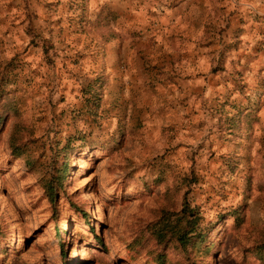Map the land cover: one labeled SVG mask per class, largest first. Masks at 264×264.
Instances as JSON below:
<instances>
[{"label": "rangeland", "instance_id": "rangeland-1", "mask_svg": "<svg viewBox=\"0 0 264 264\" xmlns=\"http://www.w3.org/2000/svg\"><path fill=\"white\" fill-rule=\"evenodd\" d=\"M210 1L194 47L211 54V81L141 94L86 70L110 53L83 38L110 34L111 20L91 28L84 1L0 0V79L14 61L17 77L3 81L20 89L0 132V264H264V0ZM156 31L141 63L166 76L179 59ZM16 124L22 158L9 145ZM66 161L52 199L44 183ZM185 193L208 251L152 238L162 207L180 210Z\"/></svg>", "mask_w": 264, "mask_h": 264}, {"label": "crops", "instance_id": "crops-1", "mask_svg": "<svg viewBox=\"0 0 264 264\" xmlns=\"http://www.w3.org/2000/svg\"><path fill=\"white\" fill-rule=\"evenodd\" d=\"M82 1L86 3L87 20L91 28H96L99 20L109 18L111 20L109 28L115 29L114 32L109 29L110 34L107 35L84 36L83 39L87 37L89 41L96 36L98 41L107 43L110 53L106 60L104 55L90 57L89 60H93V64L86 70L106 69L112 80L115 78V82L124 85L126 92L141 94L150 91L159 93L166 86L170 91L178 94L181 92L190 94L197 92L199 87L211 81L212 74L207 68L205 69L207 65L208 68L211 66V54L205 50V47L204 49L194 47L197 42L194 37L198 30L196 28L206 27L203 18L206 9L211 6L210 0ZM161 11L167 13H160ZM104 12H109L108 16H103ZM161 14H163L162 18H160ZM159 20L165 28L162 31L155 29L157 28L155 22ZM244 24L242 21L241 27H244ZM175 30L177 35L173 33ZM154 31H156L157 48L173 55V59H179L178 70H167L166 76L159 70H145L141 63L142 55L146 52L142 44L154 34ZM178 32L182 34L179 35ZM159 55L158 53L157 56ZM121 64L123 65L120 66ZM142 98L139 97L138 101Z\"/></svg>", "mask_w": 264, "mask_h": 264}, {"label": "trees", "instance_id": "trees-1", "mask_svg": "<svg viewBox=\"0 0 264 264\" xmlns=\"http://www.w3.org/2000/svg\"><path fill=\"white\" fill-rule=\"evenodd\" d=\"M17 67L18 66H16L13 61L12 70L5 72L3 78L0 79V132L8 118V114L11 111L14 113L18 112L17 108H19V104L17 101L20 89L18 87L15 89L5 86V84L10 83L18 86L17 81H3L5 75L8 78L12 76L17 77L14 72ZM30 83L31 82L28 81V85H30ZM19 127V124L14 125L9 139L10 149L15 158H22L26 152ZM68 149H70L69 145L63 147L64 151ZM68 163L69 162L66 161L59 167L55 180L57 184L52 183L50 180L44 183V188L52 199L56 196L59 184L63 185L66 180L69 171ZM150 231L152 233V238L158 245L163 247H168L173 244L187 251H193L195 249L196 252L208 251L209 248L212 247V245H206L207 232H204L202 227V215L198 207L191 204L186 193L180 210L175 212L170 208L162 207L158 218L150 225ZM160 259L163 264V257Z\"/></svg>", "mask_w": 264, "mask_h": 264}]
</instances>
